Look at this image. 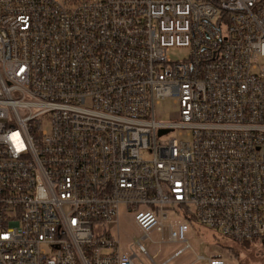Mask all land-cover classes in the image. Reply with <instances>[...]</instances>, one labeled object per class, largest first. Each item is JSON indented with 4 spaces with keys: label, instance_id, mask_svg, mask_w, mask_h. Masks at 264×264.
Segmentation results:
<instances>
[{
    "label": "built area",
    "instance_id": "1",
    "mask_svg": "<svg viewBox=\"0 0 264 264\" xmlns=\"http://www.w3.org/2000/svg\"><path fill=\"white\" fill-rule=\"evenodd\" d=\"M186 216L264 245V0H0V264H155L164 229L167 264Z\"/></svg>",
    "mask_w": 264,
    "mask_h": 264
},
{
    "label": "rangeland",
    "instance_id": "2",
    "mask_svg": "<svg viewBox=\"0 0 264 264\" xmlns=\"http://www.w3.org/2000/svg\"><path fill=\"white\" fill-rule=\"evenodd\" d=\"M185 49H173L170 57L173 61L182 60L186 57ZM155 119L160 123H174L178 121L179 107L173 98H165L154 109ZM168 138L178 137V133H170L163 137V143ZM185 140V138H182ZM167 223L179 224L184 221L183 217L172 213L168 215ZM189 229L186 239L190 246L181 255L167 264H208L213 257L223 255L225 264H264V245L262 240L249 243H234L222 237L217 232L203 227L195 221H186ZM112 234L120 238V244L126 248L134 239H140L142 232L136 226L133 216L122 207L119 211L117 229ZM141 244L146 247L148 255L153 258L155 264H161L169 259L177 250L183 247L180 243H171L168 240L166 229L163 232L152 231L149 237ZM198 257L202 258L198 260ZM145 264H151L147 259L142 260Z\"/></svg>",
    "mask_w": 264,
    "mask_h": 264
},
{
    "label": "water",
    "instance_id": "3",
    "mask_svg": "<svg viewBox=\"0 0 264 264\" xmlns=\"http://www.w3.org/2000/svg\"><path fill=\"white\" fill-rule=\"evenodd\" d=\"M167 133V131H160V135H164V134H166Z\"/></svg>",
    "mask_w": 264,
    "mask_h": 264
},
{
    "label": "trees",
    "instance_id": "4",
    "mask_svg": "<svg viewBox=\"0 0 264 264\" xmlns=\"http://www.w3.org/2000/svg\"><path fill=\"white\" fill-rule=\"evenodd\" d=\"M186 220L191 221L192 219L188 216H186Z\"/></svg>",
    "mask_w": 264,
    "mask_h": 264
}]
</instances>
